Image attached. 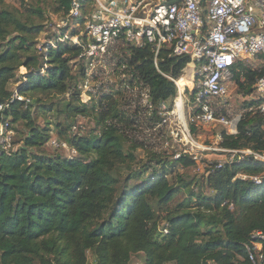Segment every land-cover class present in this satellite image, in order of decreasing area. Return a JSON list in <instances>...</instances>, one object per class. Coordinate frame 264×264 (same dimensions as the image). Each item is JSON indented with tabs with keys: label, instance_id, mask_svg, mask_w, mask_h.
I'll return each mask as SVG.
<instances>
[{
	"label": "trees",
	"instance_id": "1",
	"mask_svg": "<svg viewBox=\"0 0 264 264\" xmlns=\"http://www.w3.org/2000/svg\"><path fill=\"white\" fill-rule=\"evenodd\" d=\"M7 1L0 0V103L9 104L4 116L24 123L27 134L13 154L0 150V264H90L88 253L93 264H130L140 253L144 264L248 263L246 246L254 248L253 234L264 233L263 163H209L203 185L211 194L191 189L181 178L189 196L175 207L180 188L169 177L175 165L171 168L157 154L132 175L118 176L120 167L137 161L138 149H147L141 138L163 121V105L173 109L177 87L169 77H181L189 57L164 51L157 66L149 47L122 50L118 70L130 78L125 91H107L88 104L78 89L87 77L83 46L68 39L39 48L45 27L32 18L43 10L32 8L24 17L6 7ZM70 6L71 0H61L59 11L67 15ZM81 41H87L85 34ZM22 67L27 73L14 92L10 83ZM233 71L245 95L264 74V68L254 70L244 62ZM142 90L149 95L145 112ZM66 95L70 97L58 104L42 100ZM261 102L244 103L237 133L223 129L221 148L264 152V113L257 110ZM34 109L65 115L66 122L56 126V139L74 148L76 156L45 153L43 147L52 140L51 120L46 115L40 125ZM145 113L150 116L143 117ZM78 117L90 119L95 129L74 134ZM195 163L186 154L174 161L183 168ZM257 176L262 183L254 181ZM133 179L141 182L131 186ZM163 220L167 225L162 228Z\"/></svg>",
	"mask_w": 264,
	"mask_h": 264
},
{
	"label": "built area",
	"instance_id": "2",
	"mask_svg": "<svg viewBox=\"0 0 264 264\" xmlns=\"http://www.w3.org/2000/svg\"><path fill=\"white\" fill-rule=\"evenodd\" d=\"M82 18L87 41L83 43L80 35L70 37L72 32L67 29L59 41L72 39L83 46L84 56L93 60L105 59L116 48L129 52L145 47L155 55L157 66L164 51L172 57H189L181 77H169L177 87L175 108L178 110L182 101L184 114L183 98L189 93L187 107L192 124L221 123L228 133H237L242 114L229 118L220 112L230 105L234 67L246 58L264 59V0H71L63 25L68 27ZM190 64L194 65L193 74L186 85H181ZM252 96L262 100L257 110L264 113V74L256 81ZM8 106L0 103V150L11 155L14 132L9 117L4 116ZM171 111L163 105L162 112ZM221 140L222 132L217 135L218 145L208 148L226 153L228 162L264 164V152L224 149L219 146ZM52 144L61 146L55 140ZM253 179L262 183L258 176ZM251 243L254 248L246 246L248 263L238 264H264V233L255 232Z\"/></svg>",
	"mask_w": 264,
	"mask_h": 264
},
{
	"label": "rangeland",
	"instance_id": "3",
	"mask_svg": "<svg viewBox=\"0 0 264 264\" xmlns=\"http://www.w3.org/2000/svg\"><path fill=\"white\" fill-rule=\"evenodd\" d=\"M61 4V0H8L6 2V7L10 9L18 10L24 17L30 15L32 8H41L43 10V14H36L32 19L37 23H41L44 25V31L39 35L38 38V47L41 49H46L48 46H52V42L55 43L59 41L60 37L63 35V30L67 29L70 33L73 32L76 27L82 26V31L79 32L78 35L80 37L83 35V22L79 19L72 21V23L65 27L63 25V20L67 17V15L63 11H59V6ZM85 22V21H84ZM77 38H74L76 41ZM56 44V43H55ZM121 48L114 49L110 55L105 57V59H96L93 60L89 57L84 56L82 58V63L87 68L86 79L82 80L78 86V89L81 91V99L85 103H92L99 101L100 97L103 94L107 93V91L113 90L114 92L121 90L125 91V85L129 81V77L122 72V70H118V62L121 58L122 54ZM244 64L249 68L257 70L264 68V59H250L246 58L244 60ZM188 67L191 68L190 65ZM187 67V68H188ZM19 76L15 80L10 83V89L14 92H17V89L21 82L24 80L23 75L27 73V70L22 67L19 72ZM138 90V87L136 88ZM230 105L225 108L224 111H221V115H225L226 117L232 118L236 115L244 113L246 110L244 108V103L246 101L255 100L253 98L252 93L249 95H245L240 92V88L238 84L234 81V83L230 86ZM147 90L141 91V105L143 112L148 108V99L146 96ZM115 95V93H114ZM117 95V94H116ZM70 96H55L48 98V96H43V103L46 104L48 102L52 103H60L62 99H68ZM191 98V95L188 93L187 97H184L185 108H184V118H182L175 108V104L173 110L170 113H161L163 117V121L155 126L154 129H146V136L141 138L144 140L147 145V149H138L136 151L137 161L133 163L131 166H122L118 171V176L126 178L129 175H132L135 171L140 170V168L146 165L151 158L155 157L154 154H157L158 157L162 158L164 163L170 165H175L174 174H171L170 180L177 187L180 188L179 193L177 194L175 201L173 203V207L177 204L185 201L188 198V189L182 187L183 183L179 181V179H184L186 182L190 183V188L196 191L202 192L204 194H211V191L207 188V186L203 185V177L206 174L207 164L213 162H225L228 159V155L224 152L216 151L214 149H209L208 147H216L218 145L217 135L225 129V126L221 123H214L211 125L199 126L197 127L195 124V129L192 130V123L190 121V113L188 112L187 101ZM124 109H131L134 111L133 105L124 104ZM218 107V106H217ZM34 116L36 121L40 125H45V118L51 120V130H52V140H50L43 148L45 153L47 154H60L65 157H74L76 156V151L68 144H61L62 146H57L52 144V141H57V124L66 122L65 115H57L54 112H48L46 115L41 114V110L34 109ZM177 111V112H176ZM148 115L145 113L143 117ZM140 117L142 128L146 127L143 122H145V118ZM11 118H9L10 126L14 132L12 142L15 145L14 151L11 152L13 154L15 149H18L22 145V139L24 135L27 134V129L25 128V124L22 122L11 123ZM77 130L73 133L76 134L80 132L82 135H86L92 130L95 129L93 122L85 117H78L77 120ZM75 129V128H74ZM128 147V146H127ZM9 151V150H6ZM4 152V151H3ZM6 153V152H5ZM8 154V153H7ZM179 154H186L192 156L196 163L190 167L183 168L177 164H174L176 157H179ZM160 155V156H159ZM154 164V163H153ZM139 179H133L130 181L129 185H135L140 183ZM165 214L162 213L163 217ZM161 223V227H165L167 223L165 220ZM165 232V229H164ZM90 264L94 263V257L91 253H88ZM145 255L143 253L134 255L130 264H144Z\"/></svg>",
	"mask_w": 264,
	"mask_h": 264
},
{
	"label": "bare ground",
	"instance_id": "4",
	"mask_svg": "<svg viewBox=\"0 0 264 264\" xmlns=\"http://www.w3.org/2000/svg\"><path fill=\"white\" fill-rule=\"evenodd\" d=\"M190 66H191V68L190 67L187 68V74H186V76H183L182 77L183 79L181 80V85H186L187 80H189L188 77H190V75L193 74L194 65L193 64H190ZM182 111H183V104H182V101H180L179 108H178V112L180 113L181 117L184 118L185 115L183 114Z\"/></svg>",
	"mask_w": 264,
	"mask_h": 264
}]
</instances>
